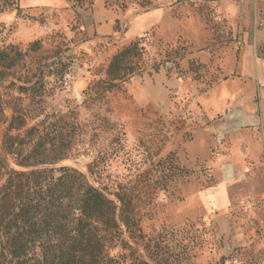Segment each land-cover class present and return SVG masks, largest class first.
<instances>
[{"label": "rangeland", "instance_id": "rangeland-1", "mask_svg": "<svg viewBox=\"0 0 264 264\" xmlns=\"http://www.w3.org/2000/svg\"><path fill=\"white\" fill-rule=\"evenodd\" d=\"M2 2L0 48L13 47L14 80L37 81L27 94L0 85L2 113L20 96L39 116L29 125L66 115L64 138L76 150L58 165L86 172L101 157L100 179L126 189L144 241L168 231L158 241L162 264H264V78L242 73L241 41L213 1ZM156 7L168 18L126 37L132 20ZM135 39L134 73L90 98L112 56ZM235 82L242 90L209 112L202 95L211 101ZM5 127L0 121V142Z\"/></svg>", "mask_w": 264, "mask_h": 264}, {"label": "trees", "instance_id": "trees-1", "mask_svg": "<svg viewBox=\"0 0 264 264\" xmlns=\"http://www.w3.org/2000/svg\"><path fill=\"white\" fill-rule=\"evenodd\" d=\"M12 49L0 48V85L6 82L5 87L27 94L37 81L16 84ZM139 50L135 39L115 53L105 70L107 79L92 84L90 98L102 97L116 87L115 81L133 74L132 58ZM12 100L7 116L0 100V121L6 123L0 142V264H162L158 241L168 231L161 229L144 241L127 207L126 189L112 191L100 179L101 157L96 155L86 172L58 165L76 150L64 138L67 116L29 125L38 114L19 106L22 97Z\"/></svg>", "mask_w": 264, "mask_h": 264}, {"label": "crops", "instance_id": "crops-1", "mask_svg": "<svg viewBox=\"0 0 264 264\" xmlns=\"http://www.w3.org/2000/svg\"><path fill=\"white\" fill-rule=\"evenodd\" d=\"M212 1L214 3L216 12H218V14L225 19L228 27L235 31L236 35L241 41L243 46L240 55V66L242 73L251 77L252 79L256 78L259 82L262 80V78H264V59H262L258 54L260 45L264 43V27L256 25V21L259 20L264 23V0ZM167 18V11L161 7H156L150 11L142 13L136 16L130 23V26L126 30V37L129 38L136 36L150 26L162 23ZM103 21L105 23L106 21H109L108 17H105ZM106 25H109V22L106 23ZM102 29L105 30L104 27ZM239 90H242L241 82H235L234 88H231L230 90L227 88V86L221 85L214 93L211 101L208 100L207 94L202 95L201 100L204 106H209L211 104V111L209 112H212V110L217 111L222 108L224 98L226 99L232 93L237 94V92H240ZM250 109H252L250 106H245L241 113L248 114L249 111H251ZM234 115H238V112H233L229 117L231 118ZM220 134L221 132H219V139L222 136ZM250 149L251 151L252 149L254 151L253 147ZM231 165L234 170V165L232 163ZM232 167L230 166L231 173H228L227 168L224 167L226 178L232 174Z\"/></svg>", "mask_w": 264, "mask_h": 264}, {"label": "built area", "instance_id": "built-area-1", "mask_svg": "<svg viewBox=\"0 0 264 264\" xmlns=\"http://www.w3.org/2000/svg\"><path fill=\"white\" fill-rule=\"evenodd\" d=\"M256 25L264 27V23H262V21H259V20L256 21ZM258 54L262 59H264V43L260 45L259 50H258ZM64 79L70 80L71 79V73L70 72L65 73Z\"/></svg>", "mask_w": 264, "mask_h": 264}, {"label": "bare ground", "instance_id": "bare-ground-1", "mask_svg": "<svg viewBox=\"0 0 264 264\" xmlns=\"http://www.w3.org/2000/svg\"><path fill=\"white\" fill-rule=\"evenodd\" d=\"M229 170H230V168H229Z\"/></svg>", "mask_w": 264, "mask_h": 264}]
</instances>
